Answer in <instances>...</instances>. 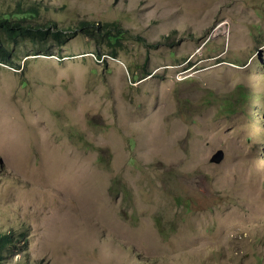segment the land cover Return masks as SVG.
<instances>
[{
  "label": "rangeland",
  "instance_id": "1",
  "mask_svg": "<svg viewBox=\"0 0 264 264\" xmlns=\"http://www.w3.org/2000/svg\"><path fill=\"white\" fill-rule=\"evenodd\" d=\"M20 5L54 30L117 21L172 45L130 38L113 58L80 31L52 54L16 43L20 69L0 64V233L20 247L4 264H264V0L0 12Z\"/></svg>",
  "mask_w": 264,
  "mask_h": 264
},
{
  "label": "trees",
  "instance_id": "2",
  "mask_svg": "<svg viewBox=\"0 0 264 264\" xmlns=\"http://www.w3.org/2000/svg\"><path fill=\"white\" fill-rule=\"evenodd\" d=\"M37 13V8L31 7L25 11L22 5L13 13L0 12V64L3 63L20 69L22 65L16 64L15 61L20 51L16 43L19 44L20 41L31 40L33 42L34 50H28V55L30 53L52 54L47 45L49 39L60 43L69 35H74L76 31L82 32L93 44L105 49L113 58H117L123 41L130 38H134L150 48H156L163 44L172 45L170 41L168 42L172 38L170 34L156 43H150L143 36L131 34L117 21L81 20L73 31L67 28L54 30L53 26L49 24L28 22V17L35 16ZM96 55L100 59L102 53L99 51ZM150 75L152 74L147 73L144 78ZM245 97L246 92L243 87H238L234 92L232 106L239 105ZM226 110L229 111L230 108L228 107ZM17 235L16 232L0 233V264L5 263L9 253L19 249V237Z\"/></svg>",
  "mask_w": 264,
  "mask_h": 264
},
{
  "label": "water",
  "instance_id": "3",
  "mask_svg": "<svg viewBox=\"0 0 264 264\" xmlns=\"http://www.w3.org/2000/svg\"><path fill=\"white\" fill-rule=\"evenodd\" d=\"M223 159V151H218L217 154L212 159V162L219 163Z\"/></svg>",
  "mask_w": 264,
  "mask_h": 264
}]
</instances>
